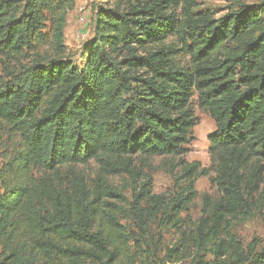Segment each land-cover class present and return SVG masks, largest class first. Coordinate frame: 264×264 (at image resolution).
I'll use <instances>...</instances> for the list:
<instances>
[{"label":"trees","instance_id":"16d2710c","mask_svg":"<svg viewBox=\"0 0 264 264\" xmlns=\"http://www.w3.org/2000/svg\"><path fill=\"white\" fill-rule=\"evenodd\" d=\"M75 4L0 0V145L17 146L0 168V264H158L154 224L182 229L197 179L211 172L219 195H202L163 261L181 262L193 242L189 264H264L258 240L231 231L264 177V0L220 19L197 0H104L80 65L65 57ZM194 97L216 124L210 167L180 160L185 187L166 199L136 157L188 152ZM92 162L95 174L82 168ZM122 174L145 181L125 210L136 231L109 179Z\"/></svg>","mask_w":264,"mask_h":264},{"label":"rangeland","instance_id":"374dc122","mask_svg":"<svg viewBox=\"0 0 264 264\" xmlns=\"http://www.w3.org/2000/svg\"><path fill=\"white\" fill-rule=\"evenodd\" d=\"M262 0H197V12L210 11L214 18L220 19L224 17L231 10L239 8L241 3L248 6L258 7ZM104 4V0H76L75 8L68 12L66 17L65 27V45L66 54L69 60L74 65H80L84 62L82 50L84 45L93 37L94 22L96 8ZM264 17V14H263ZM167 44H177L178 39L176 35H170ZM175 61L180 66H186L188 60L182 54L175 56ZM3 69V60L0 58V81L5 80ZM196 97H194L192 105L195 109L197 117V125L194 128V140L188 145V152L182 157H151L146 160L136 157V166L142 170L143 174L151 176L153 184V193L163 195L166 199L171 198L175 193L180 192L185 184L179 180L180 175V160L198 161L203 167H210V153L208 136L215 128L214 119L202 112L197 106ZM16 144L12 141L3 140L0 145V168L15 154ZM87 172L95 174L96 164L92 162L90 165L83 166ZM210 175H201L197 179L196 191L198 196L189 206L188 211L181 215V218L186 221V225L182 229H178L172 225H165L163 221L157 220L153 226L154 243L159 248L160 258L157 260L158 264H173L168 261H163V256L167 249L174 248L182 238L183 231L189 232L194 221L198 219L202 210V195L209 193L213 197H217V188L212 184ZM110 182L118 188L123 194L124 199L121 202L124 208V213L120 215L123 222L130 231H136L132 226L130 220L125 214V210L129 207L133 200V195L139 190L145 182L144 178L131 177L127 174L116 175L109 178ZM231 231L239 238L244 245L249 244L254 239L259 242V250L264 249V177L259 185L258 191L251 200H248L246 206L243 208L239 216L232 222ZM155 245V246H156ZM188 249L183 253L184 259L181 262L174 264H189L197 252V246H193V242H186ZM212 254L207 253V259H211Z\"/></svg>","mask_w":264,"mask_h":264}]
</instances>
